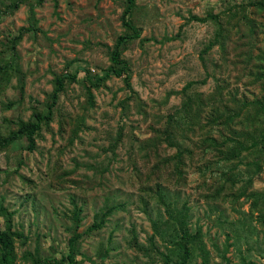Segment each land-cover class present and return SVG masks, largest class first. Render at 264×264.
I'll return each mask as SVG.
<instances>
[{
    "label": "rangeland",
    "instance_id": "1",
    "mask_svg": "<svg viewBox=\"0 0 264 264\" xmlns=\"http://www.w3.org/2000/svg\"><path fill=\"white\" fill-rule=\"evenodd\" d=\"M10 1L0 0V50L1 42L29 27L31 12L38 32L36 37L28 32L22 36L15 48L19 73L0 88V135L15 130L19 120L46 111L56 76L67 72L76 76L65 84L49 124L35 136L33 149L28 150L22 138L0 151V202L12 213V231L25 239L24 243L15 239L14 264H166L160 255L146 257L144 248L129 244L133 236L148 248L152 221L166 218L156 202L145 211L139 202L142 183L158 180L168 185L162 187L167 200L177 208L186 205L190 228L200 227L210 264H241L242 260L264 264V222L251 200L241 196L233 202L226 194L229 185L217 202L204 200L217 179L209 172L200 173L198 166L211 153L204 156L191 144L183 167L185 180L177 187L180 180L170 166L152 168L159 156L174 155L175 148L162 144L156 150H139L153 136V126L163 125L167 115L181 110L188 83H195L190 92L202 95L211 93L217 83H227L238 105L264 96V84L250 75L247 64L237 60L232 50L250 41L231 36L226 57L214 46L200 58L217 31L214 16L224 17L227 28L234 14L229 9L241 0H135L130 19L141 35L122 52L130 69L132 96L123 77L113 74L100 86H91L111 65L110 50L124 31L125 0H27L16 10L8 9ZM247 12L256 24L255 56L264 53V13L254 8ZM239 16L230 23L240 22ZM236 25L240 34L247 32L243 24ZM236 25L231 32H236ZM242 50L247 52L246 47ZM6 51L0 55L8 60ZM229 103L236 109V103ZM246 111L243 121L251 114ZM235 125L239 127L238 122ZM212 134L218 137L216 131ZM189 137L187 142L200 145L196 130ZM252 155L237 164L244 177L246 163L256 157ZM253 177L248 191L263 193L264 167ZM242 185L243 181L234 186L237 193ZM74 205L81 212L70 263L66 256L75 228L70 218ZM115 206L100 230H89L95 214ZM215 206L217 210L210 213ZM250 208L254 212L248 218ZM155 244L166 253L158 238ZM102 255L106 256L101 260ZM201 260L196 256L192 264Z\"/></svg>",
    "mask_w": 264,
    "mask_h": 264
},
{
    "label": "trees",
    "instance_id": "2",
    "mask_svg": "<svg viewBox=\"0 0 264 264\" xmlns=\"http://www.w3.org/2000/svg\"><path fill=\"white\" fill-rule=\"evenodd\" d=\"M26 1L27 0H11L8 9L16 10L20 4ZM125 4L126 6L121 16V24L124 31L117 37L110 50L109 59L111 65L108 67L103 77L91 81V86H100L99 84L104 83L110 74H113L118 78L123 77L125 88L132 96L133 91L130 85V69L126 61L122 58V52L128 43L140 38L141 29L136 27L130 19L132 10L135 7V0H125ZM251 8L263 14L264 0H241L239 3L234 2V7L229 9L234 12V14H230L232 15V19L235 18L234 16L240 15V22L235 21V25L243 24L248 28L247 32L245 31L241 34L238 25H236V32H231L235 27V25L230 23L232 19L229 21V26L225 28L222 23L224 17L215 15L213 20L217 19V31L211 41L203 48L200 58L203 59L214 46L218 47L226 57L228 54L227 43L230 41L231 36L237 35L236 38L239 40L245 39L250 42L237 44L236 47L232 49L235 52L234 55L237 57V60L243 59L249 67L250 75L264 84V53L261 52L255 56L252 55V40L256 37V24L250 17L249 12H247V10ZM29 20L30 24L27 29H22L12 40L1 42L4 46L1 50H7V54H10L8 60L0 55V88L2 89L3 86L9 83L12 76H16L19 73L15 54V48L18 42L22 39L25 32L30 33L32 37H36V33L38 32V29L35 27L36 21L33 19V12H31ZM232 33L233 35H231ZM244 47H246L247 52H243L242 48ZM75 79L76 76L68 72L56 76L53 81L54 87L49 95L50 102L46 106V111L33 113V116L28 121L19 120L15 124V130H11L6 135H0V151L8 149L10 145L22 138H25L27 141L26 148H28V150L33 149L35 145V136L41 130L42 125L49 124L53 109L57 104L60 93L64 90L65 84L67 82H73ZM194 84L195 83H188L183 89L184 98L181 110L179 109V112L176 114L167 115L163 125H158V127L153 126L151 128L153 136L143 141L139 150H156L157 147L162 144H165L169 148H175L176 152L174 155L165 156L162 159L161 156H159L157 164L153 165L152 168L154 171L159 169L160 165L170 166L176 179L180 180L177 187H180V183H183L185 180L182 174L184 173L183 167L186 166V156L191 155L192 145L199 147L204 156L211 153V157L204 159L198 166L200 173L209 172L211 176H216L217 179L216 186L211 185L212 188L208 189V195L204 196L205 202L209 204V202H217L220 200L222 190L229 185L230 190L226 194L231 196V200L236 202L241 196L250 199L252 208L259 211L257 217L264 222V192L248 191L249 188L251 189L254 181L253 176L258 174L264 167V122L260 121L261 117L264 118V96L259 99L256 98L250 103L239 102L238 105L236 103L238 102L237 98L235 94H232V89L227 86V83H217L213 91L207 95L190 92L189 90ZM90 98L92 101L91 95ZM229 101H233V103L237 104L235 106L236 109L229 106ZM254 106L256 107L253 112ZM11 107V104L7 105V108ZM247 109L251 110V114L246 121H243L242 116L246 114ZM140 110L146 114L143 106H141ZM160 122L161 119L158 118L157 123ZM235 122L239 123V125H237L239 126L238 128ZM195 130L199 134L200 145L187 142L190 139L189 133H194ZM214 131H216L218 137L213 136L212 133ZM186 142L189 143L188 147ZM252 154H255L256 157H253V161L246 163L248 170L244 172V174L246 173V177H244L243 174L236 169L238 166L237 164L241 163L242 159L246 158L245 156H250ZM229 164L233 165L229 167ZM234 169L237 171H234ZM242 181L243 185L237 193V189L235 190L234 186ZM163 186L168 188V185L161 180L153 184L148 182L142 183L139 202L143 210L145 211L149 203L156 202V204L162 208L166 218L164 220L158 219L152 221L151 228L153 233L148 239V248L139 245L133 236L129 244L137 250H143L144 248V250H146V257H150L151 253V256L160 255L166 264H192L196 256L202 258L201 264H210L208 261V253L203 244L200 227L194 231L190 228L189 222L187 221L188 208L186 205L177 208L174 203L167 200L165 191L162 189ZM217 208L218 207L215 206L214 210H211L210 213L216 211ZM252 208H250L248 218L251 217L254 212ZM115 210L116 206L107 207V209L101 211L99 214H95L94 222L89 230H100L105 225L108 216ZM80 212L81 209L74 205L70 218L75 228L72 229L73 235L69 239L70 253L66 256L70 263L73 258L74 244L78 238L76 229L80 223ZM0 218L4 222V229L0 230V264H14L15 239L21 238L22 243L25 242V239H23L21 233L12 231V213L9 212L1 202ZM155 238H158L162 244H164L166 253L159 251L155 244ZM166 244L169 246L167 247ZM105 256L106 255H102L101 260L104 259ZM241 264L250 263H246L242 260Z\"/></svg>",
    "mask_w": 264,
    "mask_h": 264
}]
</instances>
